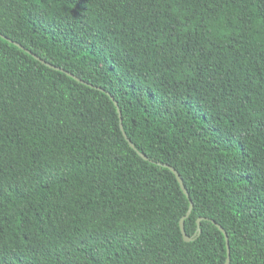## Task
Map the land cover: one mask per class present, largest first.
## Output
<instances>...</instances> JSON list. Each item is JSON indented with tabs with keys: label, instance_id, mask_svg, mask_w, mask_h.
<instances>
[{
	"label": "trees",
	"instance_id": "obj_1",
	"mask_svg": "<svg viewBox=\"0 0 264 264\" xmlns=\"http://www.w3.org/2000/svg\"><path fill=\"white\" fill-rule=\"evenodd\" d=\"M217 224L264 264V0H0V264H224Z\"/></svg>",
	"mask_w": 264,
	"mask_h": 264
},
{
	"label": "water",
	"instance_id": "obj_2",
	"mask_svg": "<svg viewBox=\"0 0 264 264\" xmlns=\"http://www.w3.org/2000/svg\"><path fill=\"white\" fill-rule=\"evenodd\" d=\"M2 36L6 38V36H4V35H2ZM13 42H14L15 44L19 45L20 47L24 48L21 44L15 42V41H13ZM24 49H25V48H24ZM28 52H31V51L28 50ZM126 137H127V136H126ZM127 139H128V141L131 143L130 139H129V138H127ZM131 145L134 147V145H133L132 143H131ZM140 154H141L144 158H147V156L144 155L143 153L140 152ZM168 167H169V168L175 173V175H176V177H177V179H178V181H179V183H180V185H181V188L183 189V191L185 192V194H186V195L188 196V198H189L188 190H187V188H186V186H185V184H184V182H183V179H182L181 175L179 174V172H178L174 167H172V166H168ZM191 210H192V201H191V199H190V207H189V210H188L186 216L182 217L181 220H180V227H181V231H182V234H183V236H184V240H185V241H191V240L193 239L192 236L187 235V233H186V231H185V227H184L185 218L190 214ZM199 221H200V220H198V225H200V222H199ZM214 222H215V221H214ZM217 225H218V224H217ZM218 227L224 232V234H225V236H226L228 258H227V261H226L224 264H229V261H230V257H229V254H230V247H229V243H228V235H227L226 231L222 228V226L218 225Z\"/></svg>",
	"mask_w": 264,
	"mask_h": 264
}]
</instances>
